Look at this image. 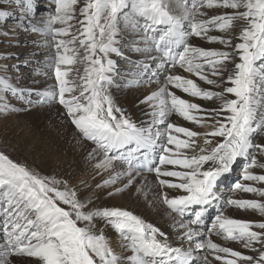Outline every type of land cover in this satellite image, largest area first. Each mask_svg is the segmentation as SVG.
I'll return each instance as SVG.
<instances>
[{
    "label": "snow or ice",
    "instance_id": "obj_1",
    "mask_svg": "<svg viewBox=\"0 0 264 264\" xmlns=\"http://www.w3.org/2000/svg\"><path fill=\"white\" fill-rule=\"evenodd\" d=\"M51 3L54 10L37 18V0H7V8L0 0V21H16L0 35L40 33L54 73V83L36 91L13 84L8 66L0 65V112L15 111L13 99L58 103L93 145L87 158L97 174H108L96 187L115 186L111 196L136 185L141 193L149 187L145 173L153 174L154 200L171 218L175 239L127 209L91 207L68 181L0 152V264H19L10 257L31 264H264V144L254 142L264 136V0ZM237 26L233 44L225 34ZM113 56L131 64L126 86L151 87L139 101L150 109L146 121L137 123L116 104ZM173 116L204 131L180 126ZM238 160L249 183L234 189L260 199L228 198L212 217L209 208L221 200L218 182ZM226 208L261 219L234 218ZM107 227L126 254L111 247Z\"/></svg>",
    "mask_w": 264,
    "mask_h": 264
},
{
    "label": "bare ground",
    "instance_id": "obj_2",
    "mask_svg": "<svg viewBox=\"0 0 264 264\" xmlns=\"http://www.w3.org/2000/svg\"><path fill=\"white\" fill-rule=\"evenodd\" d=\"M53 83L54 74L52 73L49 74V76L41 75L38 79L35 78L32 82H29L28 85L36 91H44ZM202 86L210 87L203 84ZM131 88L134 89L131 90L132 93L124 92L125 90L121 88H116L113 90L112 96L116 104L123 108L126 114L134 121L137 123L146 121L148 117H146V110L139 103L141 97L138 98L133 94L136 87H130V89ZM204 104L205 106H211L208 102ZM28 110L29 111L25 113L23 117L25 120L23 123V132L26 136L22 138L21 146L27 144L28 154L32 157L35 156L38 163L39 161L48 163L54 172V176L58 179L68 181L69 184L77 190L81 200H92L93 203L91 207H118L127 209L168 233L173 240L175 239V229L172 227L171 218L167 215L165 207L154 200V195L158 189L155 185L153 175L152 177H147L149 187L145 188L144 192L137 193L136 191H128V194H123L124 192H121L109 196L108 192L112 191V188L115 186L109 188L96 187L103 179L107 178L108 174H97L98 170L93 167L95 161H89L87 158V154L93 145L80 138L75 126L72 125L70 120L66 117L63 107L58 103H51L47 104L43 109L29 107ZM171 119L180 126L190 127L197 131L199 130L198 127L186 121H182V123L179 122L176 116H173ZM256 172L259 173L260 170L257 169ZM145 176H148V174H145ZM237 211L234 214V218H238L239 216ZM252 214L254 217L258 216L257 214ZM104 232L114 251L118 254H126L122 253L121 238L110 227L105 228ZM214 240L223 246L232 247L234 244V242L223 241L216 237H214ZM240 251L250 254L244 249ZM9 259L13 262L18 261L19 264H31L29 258L10 257Z\"/></svg>",
    "mask_w": 264,
    "mask_h": 264
},
{
    "label": "rangeland",
    "instance_id": "obj_3",
    "mask_svg": "<svg viewBox=\"0 0 264 264\" xmlns=\"http://www.w3.org/2000/svg\"><path fill=\"white\" fill-rule=\"evenodd\" d=\"M4 2L7 8V0H4ZM37 3L40 8V12L37 18L44 17L50 11L54 10V5L51 3V0H37ZM14 7L15 6H13V8ZM15 23L16 21L14 18L8 19L6 23L4 21H0V32L10 31ZM239 30L240 29L237 26L232 32L225 34V35L233 36V40H232L233 44L239 42L235 38ZM44 40L45 37L42 36L40 33H33L31 31H25L20 29H17L16 34L13 36L0 35V65L8 66L6 75L13 84H19L26 88H30V85H28V83L35 80V78L38 79L39 76L41 77V75L49 76V74L53 73L52 70L47 67L46 55L48 53V49L44 46ZM205 47L221 48L222 46L219 44H212V45L205 44ZM124 52L126 56H131L132 59H136V56L130 53L126 47L124 48ZM113 59L116 61L117 72L113 74L115 83L113 87H111L110 89L111 94L113 90H115L116 88L118 89L121 88L125 90L124 92L132 93L131 90L134 89L132 88L130 89V87L126 86L127 79L131 78V75L129 73L131 64L124 57L116 56L113 57ZM76 67H80L82 69L81 65H76ZM0 75H5V73L0 72ZM17 77H19L18 80L16 79ZM150 88L151 87L147 85L143 87H136L135 88L136 90L133 94H135L138 98L139 97L142 98L150 90H152ZM8 95L10 96V94ZM185 98L196 103H202V104L207 103L205 101H200L199 99L192 97L185 96ZM32 99L33 100L37 99L35 94L33 95ZM11 103L14 105L16 109L15 111L0 112V152H4L14 161L26 163L29 168L38 171L41 175L49 176V177L54 176V172L48 163H45L44 161H39L38 163V160L35 159L36 158L35 156L32 157L30 154H28L27 144L26 145L23 144V146H21L22 138L26 136L25 133L23 132V123L25 121L23 118L24 114L29 111L28 110L29 107H37L39 109H43L46 107L47 104L41 105L34 103L33 105H27L23 101L15 100V99H13ZM142 107L146 110V117H147L148 116L147 113L148 111H150V109H148L145 105H142ZM147 119H149V117H147ZM177 119L181 123L182 121H184L183 119L178 117ZM198 131H204V129L199 128ZM254 142L264 144V136L255 137ZM243 166H244V161L238 160V162L233 166V170L230 173L226 174L224 177H222L221 180L218 182V186H217L218 194L220 195L221 200L209 208L210 216L214 217L217 214V211L220 209V206L228 198L234 197L233 199H244V198L260 199L254 194L244 193L234 189V184L237 182L249 183L242 181L241 179ZM256 170L253 171L256 172ZM145 174H148L147 177L149 176L152 177L153 175L149 173H145ZM135 189H136V185L135 186L133 185L131 188L123 191L124 192L123 194H128L131 191H136ZM224 211L226 215L234 217V214L237 211V209L226 208ZM237 213H239L238 218L241 219H247V220H251V219L257 220L258 218H259L258 220L261 219V217L259 216L254 217V215L251 212H248L247 214V212H242L238 210ZM0 225H2V219H0ZM232 248L236 250L242 249L240 245L236 242H234Z\"/></svg>",
    "mask_w": 264,
    "mask_h": 264
}]
</instances>
